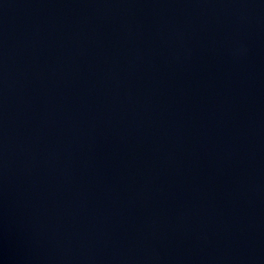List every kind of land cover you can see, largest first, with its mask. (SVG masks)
<instances>
[{
    "label": "water",
    "instance_id": "1",
    "mask_svg": "<svg viewBox=\"0 0 264 264\" xmlns=\"http://www.w3.org/2000/svg\"><path fill=\"white\" fill-rule=\"evenodd\" d=\"M0 264H264V0H0Z\"/></svg>",
    "mask_w": 264,
    "mask_h": 264
}]
</instances>
